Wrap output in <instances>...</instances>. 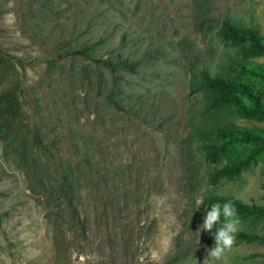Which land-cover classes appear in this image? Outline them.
Segmentation results:
<instances>
[{
  "label": "rangeland",
  "instance_id": "1",
  "mask_svg": "<svg viewBox=\"0 0 264 264\" xmlns=\"http://www.w3.org/2000/svg\"><path fill=\"white\" fill-rule=\"evenodd\" d=\"M224 15L264 35V0H0V264H212L205 194L264 204V159L211 183L195 132L264 128L205 110L192 78L231 51ZM239 219L260 239L229 264H264V220Z\"/></svg>",
  "mask_w": 264,
  "mask_h": 264
},
{
  "label": "trees",
  "instance_id": "2",
  "mask_svg": "<svg viewBox=\"0 0 264 264\" xmlns=\"http://www.w3.org/2000/svg\"><path fill=\"white\" fill-rule=\"evenodd\" d=\"M217 33L231 51L220 59L216 70L202 67L192 74L197 89L202 93L205 110H229L249 120L264 121V63L257 61L264 56V35L230 15H224ZM70 54L83 56L112 70H133L136 66L126 58H98L90 45L74 49ZM18 61L22 64L31 62L19 58ZM195 132L203 138L200 143L203 155L214 162L207 170L211 183L238 177L259 159H264V128L220 121L196 128ZM63 182L68 185L67 172H64ZM217 200H231L239 218L264 220V204L245 203L234 196L216 192L205 194L208 207ZM256 239H260L258 234L240 230L235 242ZM203 240L210 246L214 245V238L207 230L203 232Z\"/></svg>",
  "mask_w": 264,
  "mask_h": 264
},
{
  "label": "clouds",
  "instance_id": "3",
  "mask_svg": "<svg viewBox=\"0 0 264 264\" xmlns=\"http://www.w3.org/2000/svg\"><path fill=\"white\" fill-rule=\"evenodd\" d=\"M197 210L205 204L204 198L195 196ZM240 219L235 205L231 200H217L211 203V207L205 205V215L198 230H207L214 238V245L207 248L206 259H211L212 264H229L226 252L229 251L236 241L240 231ZM215 229V231H213Z\"/></svg>",
  "mask_w": 264,
  "mask_h": 264
}]
</instances>
